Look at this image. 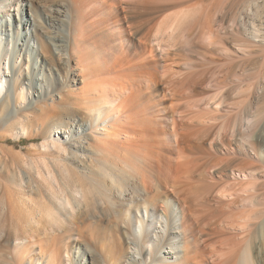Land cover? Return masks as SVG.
Returning <instances> with one entry per match:
<instances>
[{"label": "bare ground", "instance_id": "1", "mask_svg": "<svg viewBox=\"0 0 264 264\" xmlns=\"http://www.w3.org/2000/svg\"><path fill=\"white\" fill-rule=\"evenodd\" d=\"M202 2L0 0V60L6 66L4 77L12 78L17 91L13 102L7 95L0 101V118H5L2 125L7 130L14 124L25 126L35 121L42 126V119L54 108L46 102L58 101L72 119L78 114L94 112L97 121L106 109L103 121L107 123L103 128L113 131L103 135L107 137L105 141L104 137L91 134L97 141L93 145L96 154L92 155L84 147L90 142L87 136L73 140L82 125H72L75 131L64 124L56 128L52 135L54 144L58 137L68 139L93 165L79 164L80 167H74V173L66 172L54 178L55 187L61 188L58 192L64 199L57 196L58 192L51 199L45 190L40 193L31 190V194L42 200L37 213L34 211L38 200L26 201L20 197L14 203L2 195L7 188L0 189L3 236L10 235L8 217L12 222L23 212L30 216L27 219L25 215L17 223L22 227L19 234L23 241L14 248L9 261L0 235V264H20L18 257L21 261L27 259L25 264H59L55 235L74 232L80 238L85 231L98 253L94 254L87 245L74 243L71 247L74 255H68L66 262L60 264H264V113L259 111L255 118L247 115L248 107L254 103L257 107L260 98H264V63L263 69L256 72L255 81L251 80L252 70L247 64L253 55L264 58V0H242L239 16L234 13L228 19L227 15L218 19V12L211 15L212 10L218 9L216 0H211L208 6ZM209 23L217 26L216 29ZM204 30L207 32L204 40L210 49L230 50L240 57L239 65L232 66L237 71L228 68L214 81L220 86L230 80L231 87L232 79L239 83L233 81L237 84L235 89L232 87L234 91L220 86L216 94L183 107L179 101L184 98L185 84L174 79L180 72L193 68L187 61L180 63L182 53L186 44H191ZM221 33L228 43L221 40ZM20 37L25 44L20 43ZM102 61L106 73L117 78L111 88L112 100L100 101L99 97L97 106L93 105L94 93L91 96L82 93L81 98L71 100L69 95H77L74 91L77 79L96 77ZM169 72L171 78L163 76ZM30 73L40 75L36 93L41 100L36 102L37 108L23 115L29 108L19 111L16 105L23 104V81ZM52 78L56 85L53 91L49 82ZM190 83L185 88L189 92L187 96H197L198 86L202 87ZM0 84L3 89L2 79ZM159 86H162L160 92ZM227 89L242 98L238 101L244 109L240 117L229 115L234 109L228 102ZM55 93L58 99L52 98ZM255 93L258 96L254 97ZM165 94L177 103L168 108L163 106L161 98ZM236 95L232 94L237 98ZM45 96H50L47 101ZM156 109L163 113L170 111L171 115H154ZM175 115L179 120L174 119ZM13 118L17 121H12ZM215 119L220 122L214 131L208 126ZM58 133L60 136L56 137ZM202 139L233 156L247 158L249 152L257 156L254 165L237 174L231 170L230 163L219 167L221 177L233 174L241 181L226 184L214 194L236 209L244 208L227 225L229 220L224 224L225 221L219 223L214 216L200 215L207 206L208 194L200 196L191 181L193 173L201 169L200 160L184 154L187 149L197 148ZM232 166L235 167L233 163ZM34 180L28 173L27 184ZM226 226L237 233L236 237L222 239Z\"/></svg>", "mask_w": 264, "mask_h": 264}, {"label": "rangeland", "instance_id": "2", "mask_svg": "<svg viewBox=\"0 0 264 264\" xmlns=\"http://www.w3.org/2000/svg\"><path fill=\"white\" fill-rule=\"evenodd\" d=\"M210 1L211 0H203L202 3L204 6H208ZM216 1H217V5H218L217 8L218 9L215 8L216 12H214L215 10L214 11L212 10L211 15L213 13L217 14V12H218V14L216 15L218 19L224 18V17H226V15H227L226 19H228L234 13H235V15L239 16L240 11H242V9H241L242 8L241 6L243 5L242 0H235V1L234 0H223L222 2H221V0H216ZM220 4H221V8H220ZM221 11H222V13H221ZM210 24L212 25V23H209V26H210ZM204 26L207 27L206 24ZM212 26H213V29H216V27H217V26H214V24ZM205 30L201 32V34L198 36V38L192 39L191 40L192 43H191V41L189 42L191 44L187 43L186 47H184L185 49L182 53L183 59L180 60V63L187 61L188 63H190L193 66V68L189 71L180 72L181 74L177 75L176 79H174L175 81L181 82L182 85L185 84V88L188 87L187 84L190 83L189 81H191V82L193 81V82H195L194 84H196L197 82H199L198 79L199 80L202 79V81L204 79V81H203L204 86H201L200 82H202V81L197 83V85L200 84V86L202 87L201 89L199 88V86L197 88V91L198 90L200 91V92L198 91V93L200 95L196 94L197 96H195V94L194 95L192 94L193 97H191L192 95L190 96L188 94V96H187L186 93H189V92H187L188 90L183 88L182 93H183L184 98L181 101H179L183 107L186 104L187 105L193 104V103L200 101L201 99H206L207 97H209V95L216 94L217 90L219 89L220 86H222V87L224 86V88H227V86H228L230 88L231 87V81L230 80H228L224 83L222 82L219 86V83L217 84V82L214 81L215 77L217 75H219V76H217V78L218 77L221 78V76L223 74H225L226 71L229 70L228 68H231L232 66H235V65H239V63H240V59H239L240 57L230 50H224L222 52L219 49L220 46L218 47V49H219L218 51L216 49H215V51L210 49V47L207 44V41H205L206 35H207V32H206L207 30L206 31ZM220 35H221L220 36L221 40L223 39V41H225L227 43L229 42V41H227V38L222 33ZM223 36L226 39H224ZM19 39H20L21 44H25V40L23 37H20ZM227 46H228V44H227ZM221 47H223V46H221ZM2 48L4 49V47H2ZM262 58L263 57H260L259 55H255V56L253 55L252 57H250L247 60L248 61L247 64H248L249 68L252 70L250 72L252 81L256 80V72L263 69V65H261V64L264 63V60H263L264 58L263 59ZM1 61L2 60H0V79H2V83L4 84V88L1 89V84H0V101L2 99H4V97L7 95V96H9L11 101L13 102L15 99V95H16L17 91L13 88L12 78L4 77V73L6 75L7 71H6L5 64H1ZM102 62L103 63L101 65L98 64L101 67L100 68L101 71H100V73H98L99 75L97 74L96 77L94 75H93L94 77L88 75L86 77L87 79L86 78L81 79V77H79V80L77 79V84L74 86V91L77 95L76 96L69 95L71 100H73V99L75 100L76 97L81 98L82 93H87L88 94L87 96H91L94 93L95 95L93 94L94 96L92 95L91 97H92L93 105H96V106H97L96 100L98 101L99 97H100V101H102V100L111 101L112 100V94H111L112 89L111 88H112V84L114 83V81L117 80V78H115V76L113 74L108 75L106 73V67L104 66V61H102ZM232 68H234V71L238 70L237 68L235 69V67H232ZM213 70H215V71H213ZM208 71L211 73H209ZM219 72H220V74H219ZM165 74H167V75H163V73L160 75H163L167 78L172 77L171 72L165 73ZM201 75L203 76L202 78H201ZM39 77H40L39 74L32 75V73H30L29 78L27 80L23 81L24 92H23V96L21 97V101H22V99H24L23 104H20V106H18L19 104L16 105L17 110H19V111H23V110L29 108L28 110L22 112L23 115H25L28 111L34 110L35 108H37L36 102H40V100H41L40 96H37V93H36V90L39 89V86H38L40 83L38 81ZM254 77H255V79H253ZM124 78L125 77H123V78L121 77L120 79L124 80ZM209 78H211L212 82L213 81L214 82L212 83ZM185 81H186V83L188 81V83L186 84ZM233 81L234 82H237V81L232 79V87L234 88L237 84L236 83L233 84L234 83ZM49 82L52 85V91H53L54 86H56L55 85V79L52 78L49 80ZM193 82L190 83V85H193ZM94 83H96V86H94ZM181 83L178 84L180 87H181ZM237 83H239V82H237ZM205 86L207 87L206 89H205ZM99 88L101 90H99ZM231 88L229 90H233V88L232 89ZM104 89L105 90L107 89V93L106 92L103 93V91H105ZM228 89H227V91H229ZM6 90H7V92H6ZM50 90H51V86L48 87V92H51ZM161 90H162V86H159L158 92H160ZM45 92L47 93V90ZM230 92H232V91H229V93H228L229 95L226 93V96L229 99V101H228V102H230L229 104L231 105V103H232L231 107L233 106L232 109H234L233 110L234 112H230L229 115H231L233 118H235L237 116V114H239L238 116L240 117L242 115V113L244 112L243 111L244 109H243V107H241L242 105L238 101L242 98L237 96L236 93L233 92L232 94L234 96L235 95L237 96V98H235L234 96H232V94ZM153 93H154V91H153ZM56 95H57L56 93L53 94L52 98L58 99V95L57 96ZM95 96H96V99H95ZM153 96H154V94H153ZM255 96H258V95L256 94V95H254V97ZM49 97L50 96H45L44 100H46ZM160 97L161 96L157 97V99ZM232 98H235L236 100L232 99ZM94 99H95L96 104H94ZM154 99L156 100V95H155ZM161 99L163 102V106H165L167 108L169 107L170 104L174 105L175 103H177L175 100H172L167 94H165V96H162ZM105 102H107V101H105ZM237 102H238V104H237ZM30 103H33V104L31 107H28V104H30ZM46 103H48V105H50L54 108H53L52 113H50L49 116L46 117V119H42V123H43L42 126L39 125V122L35 121V122L28 123L27 125L25 124V126L24 125L21 126L20 124H14V127L11 130H7V127H4L2 125V122L5 119L4 116H2V118H0V189L3 190L4 188H7V190H8V191H5L3 193L1 192V193L5 198L6 197H7V199L11 198L14 203H16L20 197H23L24 199L26 198L25 199L26 201H28L30 199H33L35 201L38 200V201H36L38 203H37V208L34 212L41 209L42 200H39L40 198H38V196L31 194V190L36 189V190H38V193L45 190L44 193L47 192V195L52 199L53 195H55V194L57 195V192L60 191V189H61V188L55 187L54 178L58 179V174L65 175L66 172H69L70 174L74 173L76 171L75 170L76 168H74V167H76V166L80 167L79 164H81L82 167L93 165V162H90L89 160H87L85 158V156H83L82 153H80V151H76V149L74 147H72V145H70L71 142H69L68 139H66L64 141L62 138L58 137V136H60L59 133L56 134V137H58V139H56V143L54 144V140L52 139V135L55 134L56 128H58V126L64 124L68 127H71L72 130L75 131V128H73L72 125L75 127H78V125H82L80 127V131H78L77 134H75L73 136V140H79V138H78L79 136H83V135L87 136L89 138L90 142L88 145L84 144V147H86L89 154L92 153V155L94 152L96 154V151H97V150H95V147H94V146H96V142H97V141L95 142V140H93L95 137L94 135L99 136V137H104V136H107L110 132L111 133L113 132L112 130L110 131L108 129L103 128L107 123V121H103V118L106 115L105 113L107 112L106 109H103L104 111H102V116L97 121H96V119H97L96 115L97 114L96 113L94 114V112L90 113V114L88 112H86L85 115H82V114L79 115L78 114V117H76L75 119H72L73 118L72 115L69 114L68 111L63 109L62 105L58 101H56L54 104L51 103V101H47ZM235 104L238 106L236 107ZM259 104L260 105H258V103H257V107H256V103L252 104L251 106L249 105L250 107H248L247 115L249 114V116H250L252 114V116L255 118L254 114L257 115L259 111H263V113H264V98H263V100L260 98ZM59 105H61V107ZM239 105H241V106L239 107ZM236 108H237V110H236ZM184 110L185 109H183L182 111H184ZM254 110H257V111H254ZM155 111L156 112H154V115H156V114L158 116H164V115L170 116L171 115L170 111H168L167 113L166 112L163 113L162 111L158 112L157 109ZM202 111H204V110H202ZM83 113H84V111H83ZM212 114L215 117L216 113H212ZM80 118L83 119V122L79 121ZM115 118H116V116H113V119H115ZM177 118H178L177 115H175L174 119L179 120ZM215 118H217V115ZM113 119H111L112 122H114ZM12 121H17V120H16V118H13ZM219 122H220V120L215 119V120H213L212 125H209L208 127L211 126V128H214V131H215V128H216V126H218ZM169 124H170V122H169ZM53 127H54V129H53ZM94 130H98V131L96 132ZM117 130H119L118 127H117ZM99 131H100V133H99ZM92 133L94 134L93 136L91 135ZM103 139L105 141L107 139V137H104ZM202 140H203V142H202ZM202 140L199 141L200 143L197 145L198 146L197 148L187 149L185 151V154H184L185 156L187 155V157L190 159H193V160L199 159L200 160V162H199L200 166H201L200 171L193 173V175L191 177V181H192L193 185L199 189L198 192H199L200 196L208 194L207 195V206L200 212V215L207 217V218H209V216H214V219L215 220L217 219L216 221H218L219 223L224 222L225 220L226 221L229 220L227 223H226V221L224 222V224L226 223L225 225H227L228 223L231 222V220H233V218L235 219V217L238 216L237 214L240 213V210L242 211V210H244V208L239 207L236 209V207L234 205H232V204L229 205L230 202H228L227 200H221V198L215 197L214 194L216 193V191L223 189L226 184H228V185L237 184L241 181L238 178V176H234L233 174H231L229 177H221L218 174L219 167L224 165V164L229 165V163H230V165L232 167L231 170L233 171V173L237 174L241 171L248 169L252 165H254L255 160H257V158H256L257 156L253 152H249L250 156L247 158H245L244 156L241 157L240 155L239 156L238 155L233 156L232 153L226 152L225 150H223L222 147L218 146L216 148L212 145L210 146V145H208L209 143L206 140H205V142H204V139H202ZM262 140L264 141V135L262 137ZM93 142H94V144H91ZM212 147H213V149H212ZM96 149H97V147H96ZM176 157H177V155H174V158H176ZM232 163L234 164L235 167L232 166ZM236 163H238V164L236 165ZM193 169L194 168H192V170ZM28 173L32 174L34 176V179H35L29 185L27 184ZM59 182H60V180H59ZM204 189H205V191H204ZM75 194L76 193H74V195ZM10 195H11V197H10ZM57 196H60L62 199H64L62 197L63 195L60 194V192H58ZM76 196H77V194H76ZM28 204H30V203L28 202ZM27 207H29V206H27ZM28 209H30V208H28ZM25 215H26L27 219H30V218H28L30 216L27 214V212H25V213L23 212L12 222H11L9 217L7 218L8 219L6 221L7 227H8L7 229L10 230V235L8 238L6 236H3L5 233L4 229H2L0 231V235H2L1 237L4 238L3 245L7 251L6 259L8 261L12 259L13 254L15 253L14 248H16V246H20L21 242L23 241L20 239V234H19V233H21L22 227L18 226L17 223L22 222V220L24 219L23 217ZM124 226H125V228L128 229V226L126 224H124ZM226 228H228V227L226 226L225 229ZM84 233L82 234L84 237L81 236L80 238L76 237V233H74V232L73 233H66L65 235H63V234H59V235L56 234L55 235L56 236L55 241L57 244V248H56L57 254H59L58 259L56 260V263L58 262L60 264L61 262H63V263L66 262V260L68 259V255L71 256V254H72L71 247L74 243H81L84 246L87 245V247L89 249H91L94 254L98 253L95 246L91 242L88 241L89 240L88 238L90 236L88 234H86V231ZM236 235H237V233H235V231L228 228L225 230V234H224V236H222L223 238L222 237L221 238L222 239H230L231 237L232 238L236 237ZM86 236H88V237H86ZM7 239H8V241H7ZM65 243H67V244L65 245ZM73 255L74 254H72V256ZM16 260H17V262H20V264H25L27 261V259H25V261H21V257H18V259L16 258ZM217 261L218 260H216V262Z\"/></svg>", "mask_w": 264, "mask_h": 264}]
</instances>
